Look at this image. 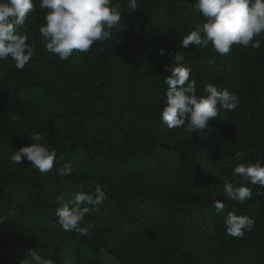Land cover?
Wrapping results in <instances>:
<instances>
[{
	"label": "trees",
	"instance_id": "16d2710c",
	"mask_svg": "<svg viewBox=\"0 0 264 264\" xmlns=\"http://www.w3.org/2000/svg\"><path fill=\"white\" fill-rule=\"evenodd\" d=\"M118 2L124 5L121 23L111 38L95 42L86 58L60 60L44 46L39 28L48 10L34 0L19 31L35 54L22 70L11 57L0 60V214L6 216L0 264H21L33 250L63 264L66 239L74 242L70 264H103L107 254L121 264H196L179 249L190 234L241 251L246 264H264V186L249 184L253 196L240 204L224 190L202 193L186 183L213 177L236 182L237 164L264 163V33L259 49L233 45L226 55L211 44L184 49L183 36L205 22L193 0H137L135 9L128 0ZM178 52L198 96L211 82L239 97L237 109H221L208 128L192 133L168 129L160 116L170 74L165 66L174 65ZM32 132L57 152L48 173L10 160L12 151L32 142ZM65 164L75 171L59 176L56 168ZM154 171L174 176L149 181ZM97 184L107 198L85 217L93 229L86 236L63 230L56 197L68 200ZM214 200L224 203L222 212ZM229 211L254 220L241 238L227 234ZM158 226L168 238L152 254L125 246Z\"/></svg>",
	"mask_w": 264,
	"mask_h": 264
},
{
	"label": "clouds",
	"instance_id": "9594fccd",
	"mask_svg": "<svg viewBox=\"0 0 264 264\" xmlns=\"http://www.w3.org/2000/svg\"><path fill=\"white\" fill-rule=\"evenodd\" d=\"M128 8L138 7L137 0H128ZM118 0H40V8L47 9L44 23L39 32L48 52L60 60H68L74 52L86 53L95 42L111 38L112 32L121 23V9ZM192 7L205 18L202 25L182 38L184 49H203L209 44L220 55L228 54L233 45L260 48L261 34L264 33V0H193ZM34 10V0H0V60L9 57L15 61L17 70L24 69L35 54V47L28 43L27 34L19 29ZM161 55L165 49H160ZM185 57L176 53L172 66H165L170 73L164 83L166 103L161 111V120L168 129L186 127L190 133L208 128L209 121L220 114V110L233 111L239 106L237 94L227 88L207 83L204 95H197V82L191 78V69L183 65ZM31 143L12 151L10 160L16 164L25 161L40 173H48L57 161V152L43 142L40 132L30 133ZM75 171L71 164L57 167L59 176H70ZM234 175L239 181H223L224 194L230 200L243 204L252 198V188L264 186V163L261 159L242 162L235 166ZM107 195L97 184L94 191L78 192L74 198L65 200L57 196L55 216L66 232L86 236L93 229L85 217L103 204ZM217 213L225 208L221 200H214ZM6 219L0 214V223ZM227 234L241 238L251 230L254 220L247 215L229 211L225 220ZM21 264H55L50 256L32 251Z\"/></svg>",
	"mask_w": 264,
	"mask_h": 264
},
{
	"label": "rangeland",
	"instance_id": "374dc122",
	"mask_svg": "<svg viewBox=\"0 0 264 264\" xmlns=\"http://www.w3.org/2000/svg\"><path fill=\"white\" fill-rule=\"evenodd\" d=\"M73 56L78 60L81 57L86 58V53L74 52ZM174 173L168 175L164 172L154 171L148 175L149 181L168 182L173 179ZM189 187L202 193L222 192L223 182L217 178H196L186 180ZM168 238L166 229L163 227H154L149 232L143 233L138 237L125 243L126 247L140 250L141 254H152L162 246L165 239ZM185 260L193 261L196 264H246L245 255L239 250L228 251L222 248L212 237H203L198 239L190 234L183 240L179 246ZM60 257L63 264H70L75 258L74 242L66 239L60 251ZM103 264H121L111 254L103 256Z\"/></svg>",
	"mask_w": 264,
	"mask_h": 264
}]
</instances>
